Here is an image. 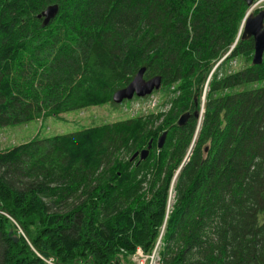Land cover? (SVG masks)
<instances>
[{
	"label": "trees",
	"instance_id": "obj_1",
	"mask_svg": "<svg viewBox=\"0 0 264 264\" xmlns=\"http://www.w3.org/2000/svg\"><path fill=\"white\" fill-rule=\"evenodd\" d=\"M247 9L0 0V127L113 103L140 67L168 104L1 150L0 211L27 239L0 214V264H123L158 237V264H264V57L240 39Z\"/></svg>",
	"mask_w": 264,
	"mask_h": 264
},
{
	"label": "rangeland",
	"instance_id": "obj_2",
	"mask_svg": "<svg viewBox=\"0 0 264 264\" xmlns=\"http://www.w3.org/2000/svg\"><path fill=\"white\" fill-rule=\"evenodd\" d=\"M257 5L253 7V4ZM250 7L249 12H255L257 9L264 8V0H256ZM264 57V51L262 54ZM237 65L232 61L227 64V71L230 68ZM213 68V67H212ZM211 68V70H212ZM208 72L207 77L211 73ZM207 79V78H206ZM206 81L203 84L200 103L203 99L204 90L206 88ZM174 86V84L172 85ZM169 86L168 90L173 89ZM161 85L156 90L143 97L133 96L128 100H122L119 103H104L100 105H91L81 109H71L65 112H61L56 116H46L43 119H32L22 123H16L13 125L0 127V151L10 148L16 144L27 142L31 139L42 138L44 136H50L53 134H68L73 133L84 128L96 126L102 123H110L118 120H123L136 115H145L148 112H154L158 107L166 109L168 104H162L165 102L167 92L163 89H159ZM171 195H169L170 201ZM2 212V211H1ZM4 213V212H3ZM10 223L14 226V231L16 234L26 240L25 233L20 229L17 223L8 214L4 215ZM31 248V246H30ZM32 249V248H31ZM139 249V250H138ZM33 250V249H32ZM44 263L55 264L51 257L43 258L37 254ZM126 262L123 264H152V255L150 251H142L140 247H135L134 251L127 257Z\"/></svg>",
	"mask_w": 264,
	"mask_h": 264
},
{
	"label": "water",
	"instance_id": "obj_3",
	"mask_svg": "<svg viewBox=\"0 0 264 264\" xmlns=\"http://www.w3.org/2000/svg\"><path fill=\"white\" fill-rule=\"evenodd\" d=\"M248 7L242 22V31L240 39L251 38L252 39V54H251V64H260L262 60V54L264 51V10L257 9L255 12H249L252 6L253 0H243ZM57 12V6L55 4L47 5L42 9L37 15V18L41 19V23L45 25L50 19H52ZM144 67H140L129 80V82L122 88L117 89L113 92L111 99L114 103H119L122 100H128L133 96L143 97L156 90L161 82L158 75L152 76L150 78H143ZM197 113L194 112V115ZM188 114H181L177 123L180 125L184 121ZM165 133L162 132L156 140V147L159 148L162 145ZM150 147V140L147 142L146 148L141 149L139 152H134L130 159L138 156L139 159L145 158L147 155V150ZM15 239L16 237L13 236Z\"/></svg>",
	"mask_w": 264,
	"mask_h": 264
},
{
	"label": "built area",
	"instance_id": "obj_4",
	"mask_svg": "<svg viewBox=\"0 0 264 264\" xmlns=\"http://www.w3.org/2000/svg\"><path fill=\"white\" fill-rule=\"evenodd\" d=\"M255 1L256 0H253V3H255ZM0 214L4 215V213L1 212V211H0ZM158 244H159V237L156 239V241H155V243H154V245H153V247L151 249V255H152V260H153V263L152 264H158V252H157V250H158ZM49 263H51V262H49Z\"/></svg>",
	"mask_w": 264,
	"mask_h": 264
},
{
	"label": "bare ground",
	"instance_id": "obj_5",
	"mask_svg": "<svg viewBox=\"0 0 264 264\" xmlns=\"http://www.w3.org/2000/svg\"><path fill=\"white\" fill-rule=\"evenodd\" d=\"M260 2V1H259ZM257 5V3L255 5H253V7L251 9H253L255 6Z\"/></svg>",
	"mask_w": 264,
	"mask_h": 264
}]
</instances>
